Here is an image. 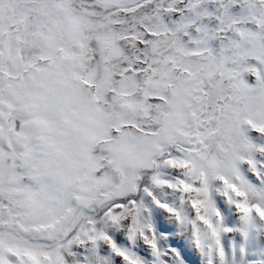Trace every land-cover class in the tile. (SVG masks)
<instances>
[{
  "label": "snow or ice",
  "instance_id": "1",
  "mask_svg": "<svg viewBox=\"0 0 264 264\" xmlns=\"http://www.w3.org/2000/svg\"><path fill=\"white\" fill-rule=\"evenodd\" d=\"M0 264H264V0H0Z\"/></svg>",
  "mask_w": 264,
  "mask_h": 264
}]
</instances>
